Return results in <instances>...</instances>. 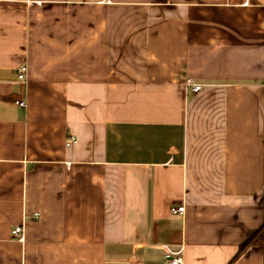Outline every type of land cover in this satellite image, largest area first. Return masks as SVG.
<instances>
[{
	"label": "crops",
	"instance_id": "crops-1",
	"mask_svg": "<svg viewBox=\"0 0 264 264\" xmlns=\"http://www.w3.org/2000/svg\"><path fill=\"white\" fill-rule=\"evenodd\" d=\"M263 226L264 0H0V264H264Z\"/></svg>",
	"mask_w": 264,
	"mask_h": 264
},
{
	"label": "built area",
	"instance_id": "built-area-1",
	"mask_svg": "<svg viewBox=\"0 0 264 264\" xmlns=\"http://www.w3.org/2000/svg\"><path fill=\"white\" fill-rule=\"evenodd\" d=\"M28 72V67L26 65H23L20 67L19 71V80L25 81L26 80V74ZM187 87L191 89L194 93H199L203 90V87L201 85L195 84L192 79H188ZM16 105L19 107L24 108L26 106V103L22 100H17ZM76 142V138L73 136L69 137L68 145H71ZM172 213L174 214H181L183 215L185 213V206H174L171 208ZM23 233L24 229L21 226L15 227L11 231V237L12 239H18L23 240ZM167 252H168V264H184V258H183V247H180L178 249H174L171 246H166Z\"/></svg>",
	"mask_w": 264,
	"mask_h": 264
},
{
	"label": "trees",
	"instance_id": "trees-1",
	"mask_svg": "<svg viewBox=\"0 0 264 264\" xmlns=\"http://www.w3.org/2000/svg\"><path fill=\"white\" fill-rule=\"evenodd\" d=\"M264 243V226L259 229L250 239L239 247V250L231 263L235 262L251 246H262Z\"/></svg>",
	"mask_w": 264,
	"mask_h": 264
}]
</instances>
